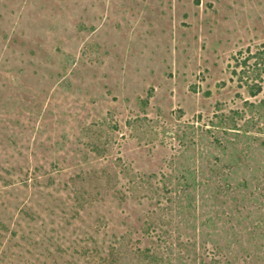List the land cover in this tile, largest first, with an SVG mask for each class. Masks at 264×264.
Segmentation results:
<instances>
[{
	"label": "rangeland",
	"instance_id": "374dc122",
	"mask_svg": "<svg viewBox=\"0 0 264 264\" xmlns=\"http://www.w3.org/2000/svg\"><path fill=\"white\" fill-rule=\"evenodd\" d=\"M146 248L264 264V0H0V264Z\"/></svg>",
	"mask_w": 264,
	"mask_h": 264
},
{
	"label": "trees",
	"instance_id": "16d2710c",
	"mask_svg": "<svg viewBox=\"0 0 264 264\" xmlns=\"http://www.w3.org/2000/svg\"><path fill=\"white\" fill-rule=\"evenodd\" d=\"M252 89H254V90H251L250 91V96H252V97H254V96H256L260 91H261V88H260V86L259 85H253V88ZM195 183V181L194 180H192V185L191 186H193V185H195L194 184ZM227 184V183H226ZM202 185V184H201ZM205 185V184H204ZM239 187V186H238ZM220 189L218 190V191H220L221 190V188H226V185H222V186H220L219 187ZM204 251H205V249H204ZM140 253V255L142 256V258H143V261L146 263V264H168L169 262V257H167V259H165L164 258V256H162V255H160V254H158V253H156L154 250H151L150 248H146V249H144L143 251H140L139 252ZM171 253V250H169V254ZM204 253H206V252H201V253H199V255H197L196 257H195V260L194 261H198L199 262V264H212V263H210V262H206L205 260H206V257H207V255H209V253H207V255H204ZM215 256V255H214ZM216 262H217V264H219L220 262H219V260L217 261V259L214 261V263L216 264ZM213 263V264H214Z\"/></svg>",
	"mask_w": 264,
	"mask_h": 264
}]
</instances>
